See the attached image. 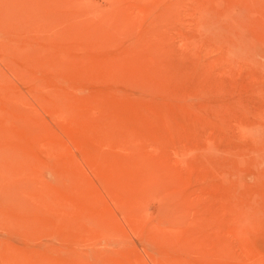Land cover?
Listing matches in <instances>:
<instances>
[{
	"label": "rangeland",
	"instance_id": "374dc122",
	"mask_svg": "<svg viewBox=\"0 0 264 264\" xmlns=\"http://www.w3.org/2000/svg\"><path fill=\"white\" fill-rule=\"evenodd\" d=\"M0 264H264V0H0Z\"/></svg>",
	"mask_w": 264,
	"mask_h": 264
}]
</instances>
